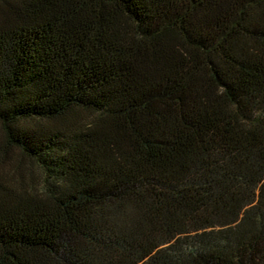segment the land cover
I'll return each instance as SVG.
<instances>
[{"label": "trees", "instance_id": "obj_1", "mask_svg": "<svg viewBox=\"0 0 264 264\" xmlns=\"http://www.w3.org/2000/svg\"><path fill=\"white\" fill-rule=\"evenodd\" d=\"M0 264H264V0H0Z\"/></svg>", "mask_w": 264, "mask_h": 264}]
</instances>
